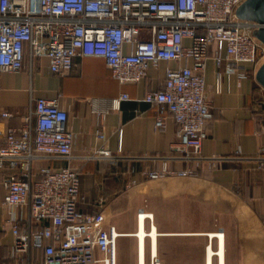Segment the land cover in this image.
<instances>
[{"label":"crops","instance_id":"0c3cea01","mask_svg":"<svg viewBox=\"0 0 264 264\" xmlns=\"http://www.w3.org/2000/svg\"><path fill=\"white\" fill-rule=\"evenodd\" d=\"M214 52L212 47L205 70L211 116L201 157L190 159L174 148L180 139L177 122L145 96L163 88L167 66L193 65L192 58L150 64L136 83H121L100 56L76 57L75 66L65 74L52 72L45 56L32 64L27 58L19 71L0 72V114L11 113L8 118L0 116L2 130L21 127L37 97L59 98L67 110L66 125L74 133L71 158H40L36 165L55 169L70 165L79 170L78 208L103 212L107 223L117 226V264H151L152 252L160 254L162 264L170 259L172 264H264V87L256 79V67L249 64V77L224 72L217 91ZM122 93L129 98L117 106L114 99ZM160 114L165 125L157 128ZM102 148L111 156L94 157ZM165 164L192 173L148 175ZM157 179H161L158 190ZM6 191L0 172L2 264L11 263L13 245L3 204ZM174 204V211L168 208ZM169 212L176 215H160ZM134 236V250L125 251L123 246L131 244ZM103 255L98 251V256Z\"/></svg>","mask_w":264,"mask_h":264},{"label":"built area","instance_id":"2783aa9c","mask_svg":"<svg viewBox=\"0 0 264 264\" xmlns=\"http://www.w3.org/2000/svg\"><path fill=\"white\" fill-rule=\"evenodd\" d=\"M245 2L0 0V72L19 71L27 58L32 64L45 56L52 72L65 74L76 57L100 56L121 83H136L150 64L192 58L193 65L167 66L163 88L149 91L145 100L169 112L179 125L174 148L186 159L201 157L211 116L205 75L211 48L217 91L224 72L249 77L248 65L258 71L264 61V44L254 34L260 24L237 14ZM128 98L122 93L115 105ZM67 119L59 98L37 97L21 127L0 128V172L7 189L3 204L13 234L9 264H117V226L108 224L103 212L78 208L79 170L36 165L40 158H71L74 133ZM164 125L160 114L156 127ZM101 156H111L110 150H96L94 157ZM191 173L166 164L148 171L151 178ZM152 258L153 264H160L156 253Z\"/></svg>","mask_w":264,"mask_h":264},{"label":"water","instance_id":"95a60500","mask_svg":"<svg viewBox=\"0 0 264 264\" xmlns=\"http://www.w3.org/2000/svg\"><path fill=\"white\" fill-rule=\"evenodd\" d=\"M237 14L244 19L259 23L254 34L264 44V0H246L237 10ZM257 81L264 87V61L256 73Z\"/></svg>","mask_w":264,"mask_h":264},{"label":"rangeland","instance_id":"374dc122","mask_svg":"<svg viewBox=\"0 0 264 264\" xmlns=\"http://www.w3.org/2000/svg\"><path fill=\"white\" fill-rule=\"evenodd\" d=\"M172 177V176H171ZM170 178V177H169ZM174 178V177H173ZM171 179V178H170ZM160 180L161 179H157L156 181H157V184L155 185V187L154 188H156L157 190L158 189H160V185H161V183H160ZM170 185V187H174L175 186V184H169ZM142 207H140V208H143L144 207V202H143V199H142V205H141ZM175 204L174 205H170L168 208L169 209H171V210H175ZM139 213V212H138ZM138 213L136 212V214L138 215ZM128 216L127 217H131V212H129L128 214H127ZM162 217H163V215H165V216H169V215H173V216H175L176 214H175V212H173V213H171V212H169V213H166V214H163V213H161L160 214ZM128 218V219H129ZM128 219H127V221H128ZM156 219V218H155ZM132 238H133V241H132ZM131 238V240L130 241H132V243L130 244V243H127L125 246H123V249L125 250V251H127V252H130V251H133L134 250V248H135V240H137V237L136 236H134V237H132ZM146 249H147V254H148V238H147V245H146ZM152 254H153V252H152ZM157 254V253H156ZM157 258L159 259V262H160V264H162V261H161V258H160V254H157ZM167 264H172V263H174L171 259L170 260H168L167 262H166ZM151 264H153V258H152V256H151Z\"/></svg>","mask_w":264,"mask_h":264},{"label":"bare ground","instance_id":"6f19581e","mask_svg":"<svg viewBox=\"0 0 264 264\" xmlns=\"http://www.w3.org/2000/svg\"><path fill=\"white\" fill-rule=\"evenodd\" d=\"M142 223H143V217H142ZM143 227V225H142ZM144 235H145V232L143 230V228L141 229V231L139 232V236H140V240H141V252L143 253L144 252ZM210 252H211V249H210ZM155 254V252H153ZM222 250H221V254H222Z\"/></svg>","mask_w":264,"mask_h":264}]
</instances>
